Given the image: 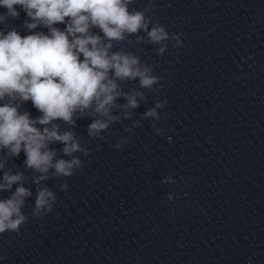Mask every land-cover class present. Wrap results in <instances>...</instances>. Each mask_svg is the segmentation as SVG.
<instances>
[{"label": "clouds", "instance_id": "1", "mask_svg": "<svg viewBox=\"0 0 264 264\" xmlns=\"http://www.w3.org/2000/svg\"><path fill=\"white\" fill-rule=\"evenodd\" d=\"M134 3L0 0V8L6 9L0 13V193L10 194L0 198V234H20L30 220L51 214L58 193L47 181L63 178L58 188L67 195V179L84 169L89 142L108 140L104 133L114 124L131 134L149 121L156 135H165L159 123L167 99H155L143 113L136 112L148 103L149 93L158 96L164 87L162 75L156 74L158 64L117 46L151 45L163 57L169 45L184 46L182 33L170 32L161 22L155 0L130 10ZM21 11L26 17L19 28L9 26ZM20 28L28 34L22 35ZM29 101L40 115L33 117L27 110ZM84 119L90 120L86 137L75 130ZM129 143L130 136H119L112 147L120 151ZM56 144L62 147H51ZM22 152L26 158L18 166L13 161ZM161 183L177 181L168 174ZM33 196L34 205L26 213ZM175 198L176 193L167 194V200ZM5 258L0 255V260Z\"/></svg>", "mask_w": 264, "mask_h": 264}]
</instances>
